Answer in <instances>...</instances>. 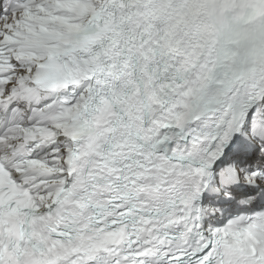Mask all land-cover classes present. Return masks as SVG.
<instances>
[{
    "label": "snow or ice",
    "instance_id": "obj_1",
    "mask_svg": "<svg viewBox=\"0 0 264 264\" xmlns=\"http://www.w3.org/2000/svg\"><path fill=\"white\" fill-rule=\"evenodd\" d=\"M0 264H264V0H0Z\"/></svg>",
    "mask_w": 264,
    "mask_h": 264
}]
</instances>
